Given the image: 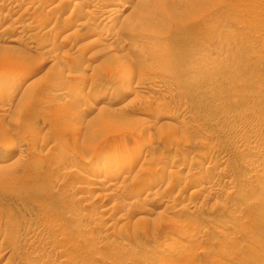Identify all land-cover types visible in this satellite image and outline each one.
<instances>
[{
    "label": "rangeland",
    "instance_id": "obj_1",
    "mask_svg": "<svg viewBox=\"0 0 264 264\" xmlns=\"http://www.w3.org/2000/svg\"><path fill=\"white\" fill-rule=\"evenodd\" d=\"M0 93V264H264V0H0Z\"/></svg>",
    "mask_w": 264,
    "mask_h": 264
},
{
    "label": "bare ground",
    "instance_id": "obj_2",
    "mask_svg": "<svg viewBox=\"0 0 264 264\" xmlns=\"http://www.w3.org/2000/svg\"><path fill=\"white\" fill-rule=\"evenodd\" d=\"M83 5V4H82ZM3 93V92H2ZM1 94V93H0ZM5 94V93H4ZM7 94H8V92H7ZM10 94H11V92H10ZM9 99V98H8ZM10 100V99H9ZM5 103H6V99H5V101H4ZM1 104V103H0ZM49 117V116H48ZM132 160V159H131ZM131 162V161H130ZM130 164V163H129ZM133 165V164H132ZM112 169V168H111ZM156 178V177H155ZM229 183V182H228Z\"/></svg>",
    "mask_w": 264,
    "mask_h": 264
}]
</instances>
